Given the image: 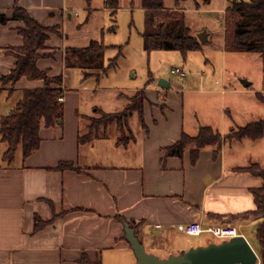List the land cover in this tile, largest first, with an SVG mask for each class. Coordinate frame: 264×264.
I'll return each instance as SVG.
<instances>
[{"label":"crops","instance_id":"obj_1","mask_svg":"<svg viewBox=\"0 0 264 264\" xmlns=\"http://www.w3.org/2000/svg\"><path fill=\"white\" fill-rule=\"evenodd\" d=\"M84 1L89 6V0H0V15L7 18L0 24V74L13 67L16 58L11 48L23 42L16 30L22 23L12 19L13 7L19 6L52 28L47 31L48 48L44 51L54 50V54L39 58L37 67L50 76H62L66 70L64 49L88 43L67 44L65 33L71 18L69 8L77 4L82 8ZM221 48L224 57L234 52L224 49L223 36ZM193 52L182 56L183 60ZM193 79L175 88L169 81L168 88H144L142 120L137 114L130 118L126 143L118 144V134L109 128L104 136L79 144L82 116L94 110L81 109L82 94L67 92L62 76L61 123H42L40 144L25 157L21 150L17 155V149L13 160L6 163L2 160L4 149L0 150V264H134L136 258L125 239L124 224L115 219L117 214L133 222L145 250L159 258L210 243L196 244L190 239L196 236L177 232L175 224L199 221L203 226L236 224L240 231L246 226L255 230L260 220L231 216L255 208L251 189L260 187L262 179L237 168L251 162L264 168V135L255 140L237 139L228 137V132L264 119V103L256 96L259 89H250L251 83L209 89L204 79ZM42 85L41 80L21 77L13 86H0L9 96L15 93L14 103L8 98L2 102L0 118L13 108L23 89ZM80 90L95 91L91 87ZM120 93L123 91L116 94L114 102L123 99ZM216 93L219 104L210 101V95ZM230 93L244 97L242 103L229 106L225 97ZM189 94L203 95L209 101H192L189 112ZM123 106L122 101L114 111L95 108L114 113ZM203 126L220 133L216 152L210 146L203 147L195 160L189 149L181 156L165 154L166 147L182 134L196 136ZM59 162L71 163L79 170H58ZM36 218L43 222L37 229Z\"/></svg>","mask_w":264,"mask_h":264},{"label":"trees","instance_id":"obj_2","mask_svg":"<svg viewBox=\"0 0 264 264\" xmlns=\"http://www.w3.org/2000/svg\"><path fill=\"white\" fill-rule=\"evenodd\" d=\"M185 1L172 0V5L166 6L164 0H141V8L144 13L141 36L145 51L172 50L185 57L189 51L202 49L203 44L185 22V9L182 6ZM193 1L196 8L200 6L199 2L203 4L209 2V0ZM105 5L114 14L118 8V0H105ZM12 19L22 23L16 30L22 36L23 42L20 46L11 48L16 60L7 73L0 74V84L10 83L13 86L21 77H25L29 80H41L43 85L37 88L23 89L13 108L0 118V142L6 146L2 160L6 163L13 160L18 148L24 157L38 148L40 144L39 129L42 123L45 126H53L61 123L63 119L62 76L61 74L50 76L46 70L37 67L39 58L54 54V50L44 51L48 48L46 46L47 31L52 28L43 26L19 6L13 7ZM6 22L7 18L3 14L0 15V24ZM223 46L227 51L259 53L264 57V0L230 1L224 10ZM105 49L106 46L97 40H91L84 47H66L63 51L64 65L66 68L79 69L84 78L99 77L116 64L117 57L111 59L107 65L104 64ZM256 96L264 103L262 93L257 92ZM131 97L130 104L122 112L106 113L95 108L94 112L100 116L98 120L83 116L82 119H91V124L86 126L85 134L78 136V143L84 144L104 136L107 128L113 125L112 123H114V129L118 134L116 142L118 144L126 143L129 137H125L124 133L130 134L129 116L135 112L142 120L145 93L143 89L136 90ZM101 126L103 127L102 131L99 130ZM263 135L264 119L238 128V131H234L230 136L237 139L255 140ZM220 142L221 135L218 131L209 126H203L196 136L182 134L178 141L166 147L165 154L181 156L185 149H189L192 160H195L201 148L210 146L216 152ZM64 168L79 170L71 163L59 162L57 169ZM237 169L250 172L262 179L260 187L251 189L255 208L231 217L233 219L260 220L254 234L259 246L258 255L261 264H264V168L258 163L251 162L247 166ZM115 219L124 225L128 224L135 230L133 222L125 220L120 214H117ZM42 225L43 222L36 218L35 229ZM81 260L86 261L84 258Z\"/></svg>","mask_w":264,"mask_h":264},{"label":"rangeland","instance_id":"obj_3","mask_svg":"<svg viewBox=\"0 0 264 264\" xmlns=\"http://www.w3.org/2000/svg\"><path fill=\"white\" fill-rule=\"evenodd\" d=\"M231 0H209L208 3L199 2L200 6L196 8L193 0H186L182 3L185 9V22L197 35L205 33L206 40L203 42V50L195 51L184 61L182 55L172 50H152L147 52L143 48V39L141 36L144 25V13L141 8V0H118V8L112 14V10L105 8L104 0H89V6L84 1L82 8L73 5L69 8L71 18L66 26L67 44L78 46L86 44L91 40L101 41L106 46L104 51V64L117 57L116 64L105 74L98 78L82 79L81 73L77 69L65 68L63 71V86L67 92L77 90L81 95V109L89 108L94 110L95 107H102L106 110L114 111L118 109L119 104L124 102L123 109L130 104L133 90L144 88H158L160 78L169 81L171 87L175 88L184 84L193 77L197 82L199 78L206 84L209 89H219L225 86L227 89L241 87V80L251 83L250 89H259L264 96V57H259L255 53L245 52H228L226 57L221 48L223 36L224 10ZM249 1V0H244ZM166 6L172 5V0H164ZM81 6V5H79ZM74 10L78 16H74ZM87 43V44H88ZM193 70H188V66ZM180 68L186 72V77L171 72L173 68ZM6 83L5 85H9ZM1 85L0 86H5ZM80 87H91L95 91L80 90ZM123 91L122 98H118L117 93ZM15 93L8 95L6 91H0V107L2 102L8 98V102L14 103ZM252 96V95H247ZM253 96L254 93H253ZM188 104L187 111H191L192 101L208 102L207 97L203 95H186ZM210 101L219 104V93L210 95ZM226 102L242 103L244 97H238L236 94H227ZM251 98V97H250ZM259 100V99H258ZM13 105V104H12ZM15 105V104H14ZM232 107V106H231ZM117 111V112H120ZM7 112V111H6ZM90 112V113H89ZM87 118L98 120V113L89 111ZM114 112V113H117ZM136 115L133 112L129 116L132 118ZM83 117V116H82ZM91 119H82L81 134L87 132L86 126L91 124ZM132 120V119H131ZM110 125L111 132L114 129V123ZM102 126L99 130L102 131ZM238 131V128L228 132V137ZM107 133V132H106ZM117 134V132H116ZM125 137L128 133L125 132ZM83 147V146H82ZM5 144L0 142V150H5ZM84 148V147H83ZM20 148H18V152ZM246 240L252 248L259 252V246L254 234L253 226L242 228ZM198 243L220 242L210 233H201L196 237L190 238Z\"/></svg>","mask_w":264,"mask_h":264},{"label":"water","instance_id":"obj_4","mask_svg":"<svg viewBox=\"0 0 264 264\" xmlns=\"http://www.w3.org/2000/svg\"><path fill=\"white\" fill-rule=\"evenodd\" d=\"M196 36L201 43L205 42V33H198ZM157 84L162 88L169 86V82L162 78ZM241 84L247 87L250 82L241 80ZM124 234L136 258L134 264H254L256 261V252L243 235L218 243L210 242L204 246L190 247L186 251L159 258L145 250L128 224L124 225Z\"/></svg>","mask_w":264,"mask_h":264},{"label":"built area","instance_id":"obj_5","mask_svg":"<svg viewBox=\"0 0 264 264\" xmlns=\"http://www.w3.org/2000/svg\"><path fill=\"white\" fill-rule=\"evenodd\" d=\"M75 15H77V12H75ZM171 72L174 74H178L181 77H184L186 75L185 71L177 67L173 68ZM59 99L61 100V98ZM156 227H160V225H156ZM173 228L177 232L189 236H197L201 233H210L214 237L222 240H228L231 237L243 235L239 229V226L236 224H216L210 226H203L199 221H194L185 224L184 223L175 224L173 225ZM254 264H261V259L260 256L257 254V252H256V261Z\"/></svg>","mask_w":264,"mask_h":264}]
</instances>
